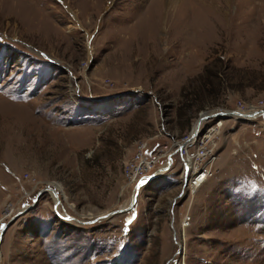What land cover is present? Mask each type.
I'll list each match as a JSON object with an SVG mask.
<instances>
[{
    "label": "rangeland",
    "instance_id": "1",
    "mask_svg": "<svg viewBox=\"0 0 264 264\" xmlns=\"http://www.w3.org/2000/svg\"><path fill=\"white\" fill-rule=\"evenodd\" d=\"M262 111L264 0H0V264H264Z\"/></svg>",
    "mask_w": 264,
    "mask_h": 264
},
{
    "label": "water",
    "instance_id": "2",
    "mask_svg": "<svg viewBox=\"0 0 264 264\" xmlns=\"http://www.w3.org/2000/svg\"><path fill=\"white\" fill-rule=\"evenodd\" d=\"M227 115H239V116H243V114H241V113H239V112H236V111H231V112H219V113H215V114H213L212 116H204V117H201L200 118V120H199V122L197 123V125H196V132L194 133V135H198L199 134V127L201 126L200 124L203 122V121H205V120H207L208 118H210V117H224V116H227ZM254 117H255V114L253 115ZM171 164H172V158L169 156V158L167 159V167L164 169L165 171H167L169 168H170V166H171ZM158 177V174L157 173H154L153 175H151V176H149V177H147L145 180H142V181H140L138 184H137V186H136V189H135V193H134V196H133V199H132V201H131V204H130V206L128 207V208H126L125 210H118V211H116V212H114V213H112V214H110V215H114V214H117V213H122V212H124V211H128L129 209H131L133 206H135L136 205V203L138 202V198H139V195H140V191H141V189L143 188V187H146V186H148V184H150L152 181H154L156 178ZM48 191H51L53 194H54V196L56 197V202H57V193H56V190H52L51 188L50 189H48ZM39 198V196L37 197V199ZM35 203H37V202H35ZM33 207V206H32ZM32 207H30V208H32ZM27 212V210H23V211H20V212H18L9 222H8V224L7 225H5L3 228H2V230H1V232H0V246H1V241H2V239H3V236H4V234H5V232H6V230L13 224V223H15V221L17 220V219H19L23 214H25ZM58 212V211H57ZM59 213V212H58ZM65 214V213H64ZM59 215H60V217H62V218H64L60 213H59ZM105 217H109V215H106ZM104 217V218H105ZM70 219H73L72 217H70V216H67L66 218H65V220H70ZM73 221H74V219H73ZM75 221H77V220H75ZM80 223V222H79ZM85 223H89V222H85ZM80 224H84V222L83 223H80ZM0 259H1V251H0Z\"/></svg>",
    "mask_w": 264,
    "mask_h": 264
},
{
    "label": "bare ground",
    "instance_id": "3",
    "mask_svg": "<svg viewBox=\"0 0 264 264\" xmlns=\"http://www.w3.org/2000/svg\"><path fill=\"white\" fill-rule=\"evenodd\" d=\"M262 113L264 114V111H262ZM242 114V113H241ZM259 113H255V116H257ZM254 114H251V115H248V114H243V116H245L246 118H248L247 120H254L255 118H254V116H253ZM204 116H206V115H203L202 117H204ZM201 126L199 127V134L198 135H194V133L196 132V130L197 129H194V131L192 132V135H194L189 141H187V143H189V142H191V141H193V140H197L198 139V137H199V135H200V130H201V127H202V123L200 124ZM215 133V129L213 130V131H211V132H209V135H207L206 136V138H208V139H212V137H213V134ZM195 142V141H194ZM194 142H191V143H193L194 144ZM187 143H184L183 144V146H185ZM185 148V147H184ZM163 172V171H162ZM162 172H158V177H160V174L162 173ZM147 178V177H146ZM145 178V179H146ZM53 190V189H52ZM57 209H58V207H59V204H60V201L57 199ZM62 215V214H61ZM63 216V215H62ZM65 216V217H64ZM63 217H64V219L68 216V215H64ZM105 216H103L102 218H104ZM101 217H99V219H102ZM78 221V220H77ZM78 222H80V223H83L82 221H78Z\"/></svg>",
    "mask_w": 264,
    "mask_h": 264
},
{
    "label": "built area",
    "instance_id": "4",
    "mask_svg": "<svg viewBox=\"0 0 264 264\" xmlns=\"http://www.w3.org/2000/svg\"><path fill=\"white\" fill-rule=\"evenodd\" d=\"M145 162H146L147 164H149V162L146 161V160L144 159V154H142V155H141V163H145ZM196 173H199V172H196ZM144 176H145V175L141 174V177H142V178H141L140 180L146 178V177H144ZM206 176L209 178L207 172H201V173L195 178L194 183H196V181H197L198 179L205 178ZM135 177H136L135 179H137L138 175H136Z\"/></svg>",
    "mask_w": 264,
    "mask_h": 264
},
{
    "label": "snow or ice",
    "instance_id": "5",
    "mask_svg": "<svg viewBox=\"0 0 264 264\" xmlns=\"http://www.w3.org/2000/svg\"><path fill=\"white\" fill-rule=\"evenodd\" d=\"M129 223H131V221H129Z\"/></svg>",
    "mask_w": 264,
    "mask_h": 264
}]
</instances>
